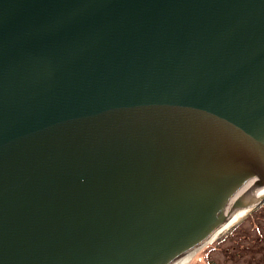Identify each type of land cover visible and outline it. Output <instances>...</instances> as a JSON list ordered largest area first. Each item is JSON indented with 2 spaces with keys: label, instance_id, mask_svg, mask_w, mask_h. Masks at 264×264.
Returning <instances> with one entry per match:
<instances>
[{
  "label": "water",
  "instance_id": "95a60500",
  "mask_svg": "<svg viewBox=\"0 0 264 264\" xmlns=\"http://www.w3.org/2000/svg\"><path fill=\"white\" fill-rule=\"evenodd\" d=\"M257 186L264 0H0V264H170Z\"/></svg>",
  "mask_w": 264,
  "mask_h": 264
},
{
  "label": "rangeland",
  "instance_id": "374dc122",
  "mask_svg": "<svg viewBox=\"0 0 264 264\" xmlns=\"http://www.w3.org/2000/svg\"><path fill=\"white\" fill-rule=\"evenodd\" d=\"M184 264H264V201L199 246Z\"/></svg>",
  "mask_w": 264,
  "mask_h": 264
},
{
  "label": "bare ground",
  "instance_id": "6f19581e",
  "mask_svg": "<svg viewBox=\"0 0 264 264\" xmlns=\"http://www.w3.org/2000/svg\"><path fill=\"white\" fill-rule=\"evenodd\" d=\"M257 194H261L264 192V186L262 187H258L254 190ZM252 205H248V206H243V207H239L236 208L234 211L228 213H225V216L223 217V219L221 220L218 228L216 229V231L205 241L203 242L201 245L202 246L208 242H212L215 238H217L222 232H224L225 230H227L231 225H233L235 223L236 220H238L240 217L244 216L248 211H252ZM248 214V213H247ZM198 246V247H199ZM194 248L189 250L188 252H186L185 254L181 255L179 258L175 259L174 261H172L170 264H184L185 262H187V260L191 257L192 253L198 248Z\"/></svg>",
  "mask_w": 264,
  "mask_h": 264
}]
</instances>
